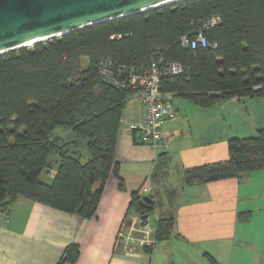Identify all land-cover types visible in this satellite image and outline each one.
Here are the masks:
<instances>
[{
  "label": "trees",
  "instance_id": "1",
  "mask_svg": "<svg viewBox=\"0 0 264 264\" xmlns=\"http://www.w3.org/2000/svg\"><path fill=\"white\" fill-rule=\"evenodd\" d=\"M214 16L219 21L206 26ZM200 32L208 38L206 46L182 43ZM106 59L118 82L126 77L122 66L144 72L153 63L179 62L183 72L162 76L161 88L201 106L234 96L262 97L264 0H181L1 54L0 211L23 196L90 218L110 177L125 187L115 151L122 110L134 91L101 74ZM59 126L63 134L55 132ZM82 149L89 152L85 161ZM52 154L59 165L45 182L41 176L50 171ZM262 168L264 127L254 136L231 137L227 159L188 169L186 181L239 177ZM142 198L133 192L130 208L153 211V201ZM173 227V216H160L156 240L170 236ZM79 254V245L71 243L56 264L75 262Z\"/></svg>",
  "mask_w": 264,
  "mask_h": 264
},
{
  "label": "crops",
  "instance_id": "2",
  "mask_svg": "<svg viewBox=\"0 0 264 264\" xmlns=\"http://www.w3.org/2000/svg\"><path fill=\"white\" fill-rule=\"evenodd\" d=\"M174 96L170 98L175 114L162 126L168 139L163 151H156L130 129L131 122L142 119L143 108L137 96L128 97L115 151L125 187L119 188L118 179L110 177L93 217L82 218L23 196L6 212L0 211V264H56L71 243L79 245L80 254L75 262L65 264H264V168L239 177L186 181L188 169L226 158L228 140L242 137L237 124L223 129L219 140L212 125L195 131L188 119L191 110L206 119L201 115L207 111L198 110L215 104L225 117L232 113L226 101L233 97L201 106L181 96L183 101L175 102ZM177 159L181 182L166 185ZM143 187L152 191L144 194ZM133 192L150 196L154 212L132 210ZM160 216L174 217L170 236L156 240L151 248L123 249L121 229L145 224L155 233Z\"/></svg>",
  "mask_w": 264,
  "mask_h": 264
},
{
  "label": "water",
  "instance_id": "3",
  "mask_svg": "<svg viewBox=\"0 0 264 264\" xmlns=\"http://www.w3.org/2000/svg\"><path fill=\"white\" fill-rule=\"evenodd\" d=\"M181 0H0V55ZM152 202L150 196H143Z\"/></svg>",
  "mask_w": 264,
  "mask_h": 264
},
{
  "label": "built area",
  "instance_id": "4",
  "mask_svg": "<svg viewBox=\"0 0 264 264\" xmlns=\"http://www.w3.org/2000/svg\"><path fill=\"white\" fill-rule=\"evenodd\" d=\"M219 21V17H212L206 22V26H213ZM182 43L192 48L208 44V38L200 32L195 36L183 37ZM153 63L144 72H136L122 66L120 71L126 73L124 80L117 81L111 70V61L106 59L102 62L100 72L110 82L114 84L123 83L134 91L133 95L141 101L143 117L139 121L131 122V130L138 131L143 140L149 143L156 151H163L168 146V139L162 133L163 124L174 116L175 110L171 100V92L163 91L161 88V78L164 75H177L183 72V67L176 61H160ZM152 190L143 187L142 193L148 194ZM119 239L125 251H130L137 246H151L155 243V233L145 224L131 225L126 229H121Z\"/></svg>",
  "mask_w": 264,
  "mask_h": 264
},
{
  "label": "rangeland",
  "instance_id": "5",
  "mask_svg": "<svg viewBox=\"0 0 264 264\" xmlns=\"http://www.w3.org/2000/svg\"><path fill=\"white\" fill-rule=\"evenodd\" d=\"M84 63H86V60H84ZM173 99L175 102L183 101L178 96L177 97L174 96ZM226 103H228L227 105H229V108L232 110V113L227 116L225 115V117L220 113L222 109L216 108L215 104H213V108L198 110V111H207L206 114L201 115L204 116L206 119H202V118L200 119L198 117V114L195 111L191 110V116L188 119H190L191 125L193 128H195V131H197L198 129L210 127L212 125V127L216 128V140H219L217 136L221 135L224 132L223 129L229 128L230 125H234V124L239 125L238 126L239 129L237 132L242 137L256 135L258 127L260 125L261 126L264 125V96L262 97L244 96L240 98L235 96L227 100ZM63 130L64 129L59 126L56 128L55 132L63 134ZM64 135L67 137L70 136L71 134L68 133ZM70 138H73V136L71 135ZM219 147H220V143L216 142V152L219 149ZM82 152L84 153L83 161H85L89 157V152L85 149H82ZM227 158L228 155L224 159ZM224 159H219V160H224ZM178 160L179 159L173 160L171 166V174H170L171 176L166 181L165 183L166 185L172 184L171 186H175L176 184H179L181 182L182 172L181 169L177 166ZM49 162L51 165L50 171L43 173L41 176L42 180L45 182H51V180H53L54 174L58 169L59 164H58L57 155L52 154L50 156ZM154 216L155 214L153 213L149 218L150 224L148 226L150 227L154 226L153 223ZM254 224H256V222H254ZM255 239L258 240L257 237Z\"/></svg>",
  "mask_w": 264,
  "mask_h": 264
}]
</instances>
